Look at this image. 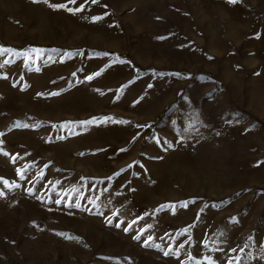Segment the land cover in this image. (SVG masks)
I'll use <instances>...</instances> for the list:
<instances>
[{
	"label": "rangeland",
	"instance_id": "obj_1",
	"mask_svg": "<svg viewBox=\"0 0 264 264\" xmlns=\"http://www.w3.org/2000/svg\"><path fill=\"white\" fill-rule=\"evenodd\" d=\"M0 47V264H264V0H0Z\"/></svg>",
	"mask_w": 264,
	"mask_h": 264
},
{
	"label": "snow or ice",
	"instance_id": "obj_2",
	"mask_svg": "<svg viewBox=\"0 0 264 264\" xmlns=\"http://www.w3.org/2000/svg\"><path fill=\"white\" fill-rule=\"evenodd\" d=\"M33 2H40V0H33ZM44 2H47V0H44ZM70 3H75V0H69ZM92 2H96V0H92ZM229 3H237L238 0H228ZM54 8H67V5H53ZM82 9L77 8L75 10L73 9H68V11H81ZM94 19H99V18H94ZM9 51L8 49H4L2 47H0V55H3L5 52ZM89 79H91V77H89ZM93 121H87V122H83V123H92ZM103 122H107V121H103ZM3 195V192L0 191V196ZM167 254V253H166Z\"/></svg>",
	"mask_w": 264,
	"mask_h": 264
}]
</instances>
